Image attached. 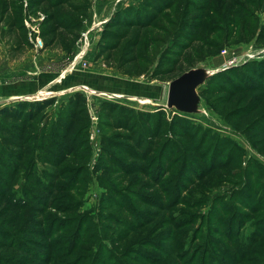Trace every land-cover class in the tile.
<instances>
[{"label": "rangeland", "instance_id": "1", "mask_svg": "<svg viewBox=\"0 0 264 264\" xmlns=\"http://www.w3.org/2000/svg\"><path fill=\"white\" fill-rule=\"evenodd\" d=\"M4 1L0 108L55 98L52 110L57 111L69 96L83 93L96 116L88 134L90 158L80 172L70 160L59 169L37 166L53 176L48 181L53 184L41 216L50 228L48 250L32 264H264V97L253 94L243 101L236 96L229 103L207 97L198 117L165 108L169 83L190 68L220 72L227 61L235 60L240 68L264 60V41L257 37L264 29V0H172L169 7L159 0H123L119 6L149 2L163 7L149 8L150 25L128 32L116 52L125 58L138 40L133 55L148 69L138 78L95 60L102 21L119 0H89L80 39L69 54L11 53L14 39L8 42L1 31L17 2L6 0V16ZM21 1L25 10L28 0ZM37 1L39 18L23 17L31 27L38 28L48 12L64 13V7L49 8L57 0ZM116 56L111 62L119 60ZM168 59H174L170 65ZM159 61V69L170 70L164 81L152 78ZM104 103L144 113L163 110L166 123L177 115L187 136H177L165 123L159 139L144 143L148 128L139 123L119 129L117 118L102 112ZM247 106L255 107L247 119L232 118ZM251 127L261 133L253 134ZM102 138L123 145L122 154L114 156L116 168L108 165ZM228 150L220 160L219 152ZM27 184L21 181L22 187Z\"/></svg>", "mask_w": 264, "mask_h": 264}, {"label": "trees", "instance_id": "2", "mask_svg": "<svg viewBox=\"0 0 264 264\" xmlns=\"http://www.w3.org/2000/svg\"><path fill=\"white\" fill-rule=\"evenodd\" d=\"M13 1L17 3L14 5L12 16L5 23V32L1 31V34L5 33L9 37L8 42L12 41L13 37L14 44L10 47V51L17 54L32 49L28 38L29 30L23 22V17L27 14L38 19L37 13L41 9V3L37 0H28L27 8L24 10L21 0ZM159 1L164 5L163 7H169V3L173 2ZM4 2H2L5 7L3 13L9 16L10 12L7 9L9 4ZM58 7H64V13L60 15L61 17H56L54 13L48 12L38 25L39 38L43 43V50H58L69 54L80 39L83 21L89 10V0H57L49 3L50 9ZM149 8L156 11L162 9L158 6L151 7L149 2L128 6L118 5L104 23L96 47L95 60H103L106 67L115 68L125 76L138 78L144 75L148 69L140 65L142 61L133 55L137 39L129 45L130 53L125 58H117L116 52L121 41L128 37V32L144 30L150 25L146 17L152 14ZM189 30L190 28L187 29ZM32 35L34 38V34ZM257 37L264 41V29ZM179 42L180 45H184L182 40ZM259 42L261 41L257 43ZM112 56H116L119 60L111 62ZM173 60L168 59V65ZM160 65L162 63L159 61L152 78L164 81L168 78L170 70L159 69ZM239 67L227 68L210 77L204 85L205 88L199 93L202 100L212 96L229 103L236 96L243 101L253 94L264 97L262 83L264 60L246 63ZM239 72L246 78L239 76ZM245 79L251 82L244 81ZM56 102L55 98H50L37 102H17L0 108V264H32L48 250L50 228L45 225L41 216L51 197L50 187L53 183L48 181L53 176L45 170L39 172L37 166L45 165L59 169L70 160V166L76 167L79 171L89 161L88 134L91 121L85 95L72 94L66 102L60 103L57 111H54L52 109ZM254 109L255 107L251 106L241 107L234 115L238 117L232 118L237 121L245 120L255 112ZM103 111L107 116L117 118L119 129L127 130L129 126L134 124L138 126L139 123L145 125L148 133L143 135L141 141L144 143L147 140L159 139L161 129L166 123L163 110L144 113L117 103H104ZM243 117L244 119H241ZM166 124L178 134L177 136L186 138L184 122L177 118V115ZM251 132L255 135L261 133L254 127H251ZM115 138L121 140L119 135ZM100 146L103 153L109 157L108 165L116 168L115 163L118 162L115 161L114 156L122 154L123 145L118 141L102 138ZM228 152L229 150L225 153L219 152L220 160L226 158ZM22 179L28 183L24 187L21 186ZM17 185L19 187L15 189Z\"/></svg>", "mask_w": 264, "mask_h": 264}, {"label": "water", "instance_id": "3", "mask_svg": "<svg viewBox=\"0 0 264 264\" xmlns=\"http://www.w3.org/2000/svg\"><path fill=\"white\" fill-rule=\"evenodd\" d=\"M221 71V70H220ZM219 71L198 66L171 81L168 85L165 108L177 114L201 116L204 103L197 89Z\"/></svg>", "mask_w": 264, "mask_h": 264}, {"label": "built area", "instance_id": "4", "mask_svg": "<svg viewBox=\"0 0 264 264\" xmlns=\"http://www.w3.org/2000/svg\"><path fill=\"white\" fill-rule=\"evenodd\" d=\"M24 24H25L26 28L29 30L28 38H29L30 43L32 44L31 51L33 53H38V51H42L43 50V43H42L41 39L39 38L38 28L37 27L36 28L35 27H31V25H29L26 22ZM32 34H34V38H33V35ZM234 61L235 60H231L230 62L227 61L225 63V65L222 67L221 71L222 70H225L227 68L234 67L235 66ZM88 112H89V115H90V121L96 122V116L93 113H91V110H89ZM90 139L91 140H94L95 139L94 133H91Z\"/></svg>", "mask_w": 264, "mask_h": 264}, {"label": "crops", "instance_id": "5", "mask_svg": "<svg viewBox=\"0 0 264 264\" xmlns=\"http://www.w3.org/2000/svg\"><path fill=\"white\" fill-rule=\"evenodd\" d=\"M120 2H123V0L121 1V0H119L118 2H116L117 4L118 3H120ZM108 20V18H106V19H103V21H102V23L104 24L106 21Z\"/></svg>", "mask_w": 264, "mask_h": 264}]
</instances>
